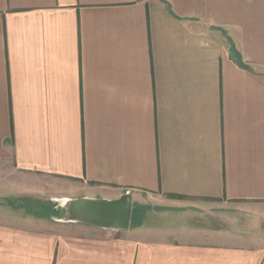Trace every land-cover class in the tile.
<instances>
[{"label":"crops","instance_id":"0c3cea01","mask_svg":"<svg viewBox=\"0 0 264 264\" xmlns=\"http://www.w3.org/2000/svg\"><path fill=\"white\" fill-rule=\"evenodd\" d=\"M218 200L264 202V0H0V264H264Z\"/></svg>","mask_w":264,"mask_h":264},{"label":"rangeland","instance_id":"374dc122","mask_svg":"<svg viewBox=\"0 0 264 264\" xmlns=\"http://www.w3.org/2000/svg\"><path fill=\"white\" fill-rule=\"evenodd\" d=\"M209 203L213 204L209 212L203 210L207 215L196 219L195 227L264 246V202L218 200ZM61 221L72 222L66 218Z\"/></svg>","mask_w":264,"mask_h":264},{"label":"water","instance_id":"95a60500","mask_svg":"<svg viewBox=\"0 0 264 264\" xmlns=\"http://www.w3.org/2000/svg\"><path fill=\"white\" fill-rule=\"evenodd\" d=\"M74 206V207H73ZM65 216L67 220L81 221L98 227L126 229L132 213V199L124 194L117 199H87L76 202Z\"/></svg>","mask_w":264,"mask_h":264},{"label":"trees","instance_id":"16d2710c","mask_svg":"<svg viewBox=\"0 0 264 264\" xmlns=\"http://www.w3.org/2000/svg\"><path fill=\"white\" fill-rule=\"evenodd\" d=\"M235 50H234V48H233V52H234ZM235 56H237V58H239V60H240V55L235 51ZM240 62H241V64L242 65H245L241 60H240Z\"/></svg>","mask_w":264,"mask_h":264}]
</instances>
